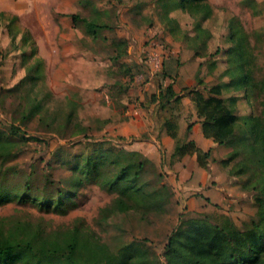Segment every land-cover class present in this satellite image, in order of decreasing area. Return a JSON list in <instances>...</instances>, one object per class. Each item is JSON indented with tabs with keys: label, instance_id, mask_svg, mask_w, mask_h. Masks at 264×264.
<instances>
[{
	"label": "rangeland",
	"instance_id": "rangeland-1",
	"mask_svg": "<svg viewBox=\"0 0 264 264\" xmlns=\"http://www.w3.org/2000/svg\"><path fill=\"white\" fill-rule=\"evenodd\" d=\"M166 1L0 0V137L14 143L0 157V193L10 192L8 198L0 194L5 227L27 221L29 234L39 229L52 243L76 231L89 246L111 251L138 242L162 263L180 216L204 213L213 221L231 218L240 228L249 224L255 197L264 195V140L222 165L239 178L245 196L229 207L189 200L173 188L163 207L142 204L136 194L137 207L121 210L117 191L108 190L101 175L126 166L147 195L165 183L166 156L156 130L166 99H151L158 83L206 94L213 84L229 83L220 96L243 117L241 128L253 124L264 135V0H202L205 17L181 4L167 10ZM70 13L101 26L74 25ZM238 40L251 79L245 89H233L227 72L238 66L230 60ZM135 110L142 111L145 129ZM154 147L159 158L151 154ZM101 156L107 160L94 176L79 172L87 157Z\"/></svg>",
	"mask_w": 264,
	"mask_h": 264
},
{
	"label": "trees",
	"instance_id": "trees-1",
	"mask_svg": "<svg viewBox=\"0 0 264 264\" xmlns=\"http://www.w3.org/2000/svg\"><path fill=\"white\" fill-rule=\"evenodd\" d=\"M177 4H181L189 10H202L201 17H205L206 9L208 10L202 0H178L177 3L174 0H169L167 10ZM69 15L74 25L81 21L89 30L101 26L92 20L81 17L78 13ZM167 24H171L176 31L179 30V25L174 18L168 17ZM26 34L31 35L28 29H26ZM235 49L233 52L235 59H230V57L229 59L233 62L237 61L238 66L227 72L232 76L230 83H232L233 89H245L251 79L245 67L248 60L241 50L240 40L237 41ZM229 85L225 82L213 84L208 88L207 94L197 88L187 91L194 103L197 115L202 118L203 134L206 137H211L218 144L231 147L229 154L224 159H220L221 166L227 165L240 153L253 148L256 144H261L264 140V135L257 131L253 124L248 130L242 129L240 122L243 117L235 111L231 103H227L220 96L222 88ZM172 90L173 88L169 84L165 89L159 86L158 90L151 95V99L159 102L165 98L164 106L171 99V102L176 104L180 96L174 97L176 93ZM39 103H36L35 107ZM162 126L175 140L171 153L172 158L194 152L198 163L205 166L209 151L200 150L192 139L177 138V121L173 116L164 119ZM13 146L11 138L0 137V157L9 154ZM100 158L87 157L84 163L78 167L79 172L87 177L94 176L100 167V160H107V156ZM141 164L140 161L139 168ZM101 175L107 178L108 190L117 191L115 201L121 210H125L128 206L137 207L139 201L136 200L137 197L133 196L136 194H142V204L148 201L155 206L163 207L164 203L169 201L168 193H171L172 190L170 185L164 182L159 183L154 191L147 195L145 183L139 180L136 171L131 173L126 166L120 167L111 175ZM14 192L17 193V191ZM21 193L22 191L17 194ZM0 194L6 195L5 198H8L7 195H10V192ZM255 204V214L245 228L238 227L231 218L213 221L204 213L180 216L178 223L167 235L162 253V263L157 254L145 244L123 243L116 250L111 251L100 245L98 247L89 246L88 240H80L76 231L70 233L69 240L52 243L40 236L39 229L29 234L30 229L27 227V221L16 223L21 226L17 229L9 225L6 228V217L0 216V264H264V195L256 196Z\"/></svg>",
	"mask_w": 264,
	"mask_h": 264
},
{
	"label": "crops",
	"instance_id": "crops-1",
	"mask_svg": "<svg viewBox=\"0 0 264 264\" xmlns=\"http://www.w3.org/2000/svg\"><path fill=\"white\" fill-rule=\"evenodd\" d=\"M173 59L170 57L166 63L165 70L172 66ZM162 83V80L160 79ZM157 90L159 85L156 84ZM175 91V96H180L179 101L174 104L172 99L170 102L163 106L162 112H164L163 119L159 123V127L156 130L158 135V142L164 156H166V163L164 170L166 171L165 183L177 190L179 196L192 199L196 197L199 202L205 201L208 198L211 202L219 204L221 206L229 207L235 202H242L245 199L244 193L239 189V178L233 173H229L228 170L220 166V159H224L229 151L228 147L218 144L213 141L211 137H206L202 132L201 121L202 118L196 113V109L190 96L183 91L179 92L175 85H172ZM172 108V109H171ZM154 110V108H153ZM157 110V107L154 111ZM135 113L143 120L142 111L135 110ZM150 116L152 110H149ZM149 116V118H150ZM173 116L177 121L176 136L177 138L192 139L196 147L202 151H209L208 157L205 160V166H201L196 158V153H186L181 156L172 158L171 153L174 148L175 140L171 137L165 128L162 126L164 119ZM142 128H146V123L141 122ZM189 125V129L187 127ZM148 154V149L146 151ZM154 158H159V151L157 148H153L151 152ZM238 189V191H236ZM196 193L198 195H192Z\"/></svg>",
	"mask_w": 264,
	"mask_h": 264
}]
</instances>
